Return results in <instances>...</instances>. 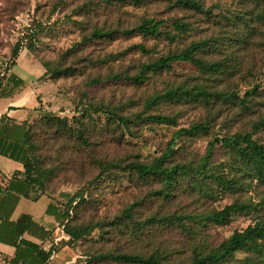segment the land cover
<instances>
[{
  "label": "rangeland",
  "instance_id": "rangeland-1",
  "mask_svg": "<svg viewBox=\"0 0 264 264\" xmlns=\"http://www.w3.org/2000/svg\"><path fill=\"white\" fill-rule=\"evenodd\" d=\"M175 1L0 0V55H10L16 46L43 62L47 90L38 96L45 97L41 107L48 115L67 118L33 119L31 154L44 191L68 212L64 224H97L77 241L61 232L86 264H127L108 255L118 253L189 264L194 251L214 250L234 231L264 219V182L252 179L248 168L244 172L230 150L214 143L206 169L236 176L237 188L227 189L197 172L214 137L251 132L264 119V0H197L202 10ZM146 18L164 20L163 30L175 38L140 33L136 26ZM174 21L188 23V30L177 32ZM200 40L208 43L196 56L218 63L216 71L181 61L141 75L142 65ZM178 88L213 95L162 97L146 104ZM154 114L173 117L175 123L146 119ZM118 117L128 118L127 123ZM194 124L207 131L178 138L164 166L190 169L174 175L169 185L162 175H141L126 167L150 164L167 150L176 130ZM252 138L264 145V127ZM106 162L117 165L102 167ZM234 202L254 209L220 224L202 220ZM245 259L260 260L237 251L223 264Z\"/></svg>",
  "mask_w": 264,
  "mask_h": 264
},
{
  "label": "trees",
  "instance_id": "trees-1",
  "mask_svg": "<svg viewBox=\"0 0 264 264\" xmlns=\"http://www.w3.org/2000/svg\"><path fill=\"white\" fill-rule=\"evenodd\" d=\"M174 5L194 10H202V5L197 0H176ZM164 20L153 18H146L136 26V29L145 35L159 36L163 35L166 39L173 40L174 34L164 31L162 26ZM173 28L177 32H185L189 28V24L185 22L174 21L172 22ZM206 40L192 42L188 47L179 52L168 54L159 57L157 60L144 64L141 67V75L145 71L159 72L163 69L169 68L174 62L186 61L194 64L203 70L216 71L220 66L218 63H205L196 56L197 51H201L207 45ZM144 49L142 45L138 46ZM19 52L18 47L12 46L10 49V56L14 58ZM35 57V56H34ZM37 59V58H36ZM39 61V60H38ZM45 69V64L39 61ZM13 62L11 63V65ZM44 73V74H45ZM141 76H136L135 79ZM12 88L0 90V96H10L15 89L23 84L20 79H11ZM211 93L203 90H187L185 88L169 89L163 94H156L153 99L146 100V104L152 103L154 100H159L162 97L173 99L175 96H192V97H210ZM42 111L36 117H41L44 121H67V118H59L47 114L49 112ZM34 117L33 119H35ZM23 121L15 123L6 117L0 119V154L7 156L11 159L19 161L23 165V171L16 172L13 177L8 181L4 193L0 195V242L12 245L15 247V256L11 259L12 264H43L49 257L50 251L42 250L39 245L26 240L23 235L25 233L39 238L45 239L50 235V231L44 229L41 225L33 221L30 215L22 214L17 220H10L11 213L21 195L26 194V190L30 185H37L42 192L43 183L40 174H34L35 165L33 156L31 154L32 134L31 125L32 121ZM119 121L126 124L128 118L118 117ZM147 120L155 123L174 124L175 119L170 116L154 114L148 115ZM260 127H264V119L260 120L252 126L251 132L236 133L226 137H214L208 144L205 154L201 158V162L197 167V172L205 179L212 180L214 183L223 186L227 189H235L240 185V180L236 176L219 175L216 173H209L207 166L212 158V150L214 143H220L224 148L230 150L235 154L236 158L245 167L244 172L252 173V179L259 182H264V145L257 142L252 138L253 133ZM207 128L203 124H194L188 128H179L173 134L167 144V150L162 153L156 160L150 164L130 162L126 167L136 170L141 175L157 174L162 175L167 185L171 183L174 175L178 173H187L189 171L188 165L175 164L170 167L164 166V161L172 153V149L180 136H194L200 132H206ZM78 138L82 140V134H78ZM117 164L106 162L102 167L110 168ZM48 194V193H47ZM82 199V198H81ZM70 203L73 198H70ZM254 207L246 203H231L225 205L219 210H213L206 213L202 220L214 224H220L228 220L233 214L251 211ZM47 213L53 215L58 223L63 226V232L69 236L72 241H77L85 235L90 234L96 225L85 228H72L70 227L69 220L64 224L65 217H69L68 212L50 204L47 208ZM175 222L181 223L182 217L176 216ZM139 228L140 225L134 226ZM237 251H247L252 255L259 257V261H251L245 259L240 263L235 264H264V219L257 218L253 224L248 225L240 231H234L227 239L223 240L214 250L208 252L194 251L189 264H223ZM109 257L120 263L127 264H163L162 259L158 255L144 256L140 254H108Z\"/></svg>",
  "mask_w": 264,
  "mask_h": 264
},
{
  "label": "crops",
  "instance_id": "crops-1",
  "mask_svg": "<svg viewBox=\"0 0 264 264\" xmlns=\"http://www.w3.org/2000/svg\"><path fill=\"white\" fill-rule=\"evenodd\" d=\"M44 73L42 64L24 51L18 52L14 58L8 54L0 55V90L11 89L13 78L23 81L21 86L13 88L10 96H0V119L4 116L15 123H21L25 120L30 121L46 109L41 107L40 102L45 97H38L47 90L45 80L41 79ZM21 171L23 165L19 161L0 154V195L4 193V188L13 175ZM50 204L58 206L51 195L32 184L27 188L26 194L19 197L10 220L15 221L22 214H27L33 221L51 232L45 239L27 233L23 235L26 240L39 245L42 250H51L43 264H86L78 251L66 243L67 237L61 234L62 226L53 215L47 213ZM14 256L15 247L0 242V264H12L11 259Z\"/></svg>",
  "mask_w": 264,
  "mask_h": 264
},
{
  "label": "built area",
  "instance_id": "built-area-1",
  "mask_svg": "<svg viewBox=\"0 0 264 264\" xmlns=\"http://www.w3.org/2000/svg\"><path fill=\"white\" fill-rule=\"evenodd\" d=\"M62 228H63V226H62ZM18 264H23V263L19 262Z\"/></svg>",
  "mask_w": 264,
  "mask_h": 264
}]
</instances>
